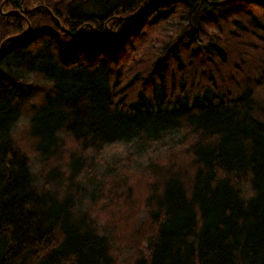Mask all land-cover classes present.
<instances>
[{"label":"trees","instance_id":"trees-1","mask_svg":"<svg viewBox=\"0 0 264 264\" xmlns=\"http://www.w3.org/2000/svg\"><path fill=\"white\" fill-rule=\"evenodd\" d=\"M0 264H264V0H0Z\"/></svg>","mask_w":264,"mask_h":264},{"label":"water","instance_id":"water-1","mask_svg":"<svg viewBox=\"0 0 264 264\" xmlns=\"http://www.w3.org/2000/svg\"><path fill=\"white\" fill-rule=\"evenodd\" d=\"M9 14V13H8ZM56 23L59 25V23H58V21H56ZM90 29H91V31H92V28H91V26L90 25H87Z\"/></svg>","mask_w":264,"mask_h":264}]
</instances>
